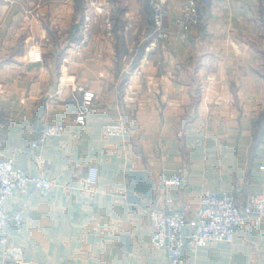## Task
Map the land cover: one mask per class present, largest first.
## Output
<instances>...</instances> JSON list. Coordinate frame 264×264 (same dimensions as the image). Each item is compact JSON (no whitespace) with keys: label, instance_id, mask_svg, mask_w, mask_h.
Listing matches in <instances>:
<instances>
[{"label":"crops","instance_id":"1","mask_svg":"<svg viewBox=\"0 0 264 264\" xmlns=\"http://www.w3.org/2000/svg\"><path fill=\"white\" fill-rule=\"evenodd\" d=\"M187 1L167 0L166 29ZM200 8L201 24L184 39L156 40L147 0H0V160L52 182L47 196L16 193L5 202L10 216H25L7 243L24 261L172 264L151 244L152 211L168 210L172 199L192 220L207 191L232 194L242 210L264 189V0ZM81 87L96 94L85 126L75 122ZM116 122L127 136L102 132ZM57 124L61 137L25 149ZM91 167L96 185L87 183ZM178 173L181 187L171 183ZM190 246L184 264H264V222L246 221L231 243Z\"/></svg>","mask_w":264,"mask_h":264},{"label":"built area","instance_id":"2","mask_svg":"<svg viewBox=\"0 0 264 264\" xmlns=\"http://www.w3.org/2000/svg\"><path fill=\"white\" fill-rule=\"evenodd\" d=\"M208 0H188L183 9L182 16L174 23V30L165 27L168 15L167 0H147L151 10V19L154 24L153 36L156 40H168L172 32H178L185 36L194 27H198L203 20V12L200 2ZM108 36L113 34V22L106 21ZM82 42L90 40L91 18L87 17L82 26ZM36 62L43 61V54L39 42H35L33 53ZM140 74V73H139ZM82 110L77 114L75 122L85 126L87 123L86 110L91 108L96 100L95 92L83 87ZM5 126L0 121V130ZM65 131L62 124L45 126L38 137L25 149L29 152L43 145L48 138L61 137ZM102 132L108 136L124 137L128 135V127L124 122L106 123L102 126ZM0 136V144H1ZM98 182V169L91 167L87 183L96 185ZM172 185L181 187L184 184L182 174L178 173L172 180ZM52 188V182L44 176L29 175L23 169L17 167L13 160H0V245L4 248L6 264H32L24 261V252L19 247L7 246L8 236L11 230L22 232L25 225V216L21 212L10 216L5 209V202L16 193L23 195L36 191L47 196ZM172 199H168L169 209L163 212L152 211L150 214L153 234L151 244L167 252L172 264H184L186 261V244L191 242V250L208 246L214 242H234L238 231L246 221L253 224L264 222V189L260 192L250 193L240 210L235 198L228 192L216 190L207 191L203 195L197 215L189 220L181 211L174 209ZM187 228L190 232L186 233Z\"/></svg>","mask_w":264,"mask_h":264},{"label":"rangeland","instance_id":"3","mask_svg":"<svg viewBox=\"0 0 264 264\" xmlns=\"http://www.w3.org/2000/svg\"><path fill=\"white\" fill-rule=\"evenodd\" d=\"M65 2H69V1H72V0H64ZM194 28H196V27H194ZM92 29V28H91ZM91 33H92V31H91ZM172 34L173 35H177L178 37H180L181 39H184V37L187 35V34H185V36L184 35H182V34H179L178 32L176 33V32H172ZM171 34V35H172ZM90 39H91V34H90ZM87 43V42H86ZM86 43H83L84 44V46L86 45ZM264 72V71H263ZM264 74V73H263Z\"/></svg>","mask_w":264,"mask_h":264},{"label":"trees","instance_id":"4","mask_svg":"<svg viewBox=\"0 0 264 264\" xmlns=\"http://www.w3.org/2000/svg\"><path fill=\"white\" fill-rule=\"evenodd\" d=\"M261 125V128L264 129V115H263V119H262V122L260 123Z\"/></svg>","mask_w":264,"mask_h":264}]
</instances>
